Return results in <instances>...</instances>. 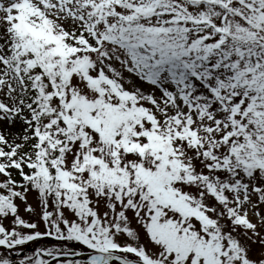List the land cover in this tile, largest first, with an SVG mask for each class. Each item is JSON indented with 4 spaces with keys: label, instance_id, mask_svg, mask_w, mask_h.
Listing matches in <instances>:
<instances>
[{
    "label": "snow or ice",
    "instance_id": "obj_1",
    "mask_svg": "<svg viewBox=\"0 0 264 264\" xmlns=\"http://www.w3.org/2000/svg\"><path fill=\"white\" fill-rule=\"evenodd\" d=\"M0 264H264V0H0Z\"/></svg>",
    "mask_w": 264,
    "mask_h": 264
},
{
    "label": "rangeland",
    "instance_id": "obj_2",
    "mask_svg": "<svg viewBox=\"0 0 264 264\" xmlns=\"http://www.w3.org/2000/svg\"><path fill=\"white\" fill-rule=\"evenodd\" d=\"M29 250H31V247L29 248Z\"/></svg>",
    "mask_w": 264,
    "mask_h": 264
}]
</instances>
